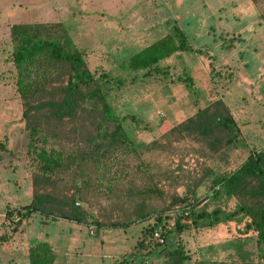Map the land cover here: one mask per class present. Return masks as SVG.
<instances>
[{
  "label": "trees",
  "instance_id": "16d2710c",
  "mask_svg": "<svg viewBox=\"0 0 264 264\" xmlns=\"http://www.w3.org/2000/svg\"><path fill=\"white\" fill-rule=\"evenodd\" d=\"M261 18L264 24V17ZM9 37L12 43L10 61L16 70L15 91L27 138L37 139L40 145L60 141L69 149L63 157L53 150H33L38 167L30 177V203L5 213L7 219L13 213L19 217L12 230L33 213L49 220L91 224L95 232L126 228L155 215L158 211L151 209V203L167 197V208L174 206L182 210L187 207L186 200L179 197L175 189L182 187L186 195L193 193L210 174L200 161L232 146L239 135L228 108L220 99H215L191 117L168 128L160 137L144 145V152H139L122 129V118L114 114L105 100L96 80L100 75L88 69L83 53L75 48L61 24H12ZM189 50L184 34L173 27L172 34L130 56L126 67L131 71L143 70L147 76L149 71H156L158 61L174 52ZM182 81L189 94H193L189 77L185 75ZM117 153L134 156L144 153V163L137 161L125 177L117 179L115 173L119 171L112 172L113 176L102 183L107 194L119 197L114 195L118 192L120 198L128 199L130 213L121 221H112L110 216L100 214L98 220L86 223L85 210L75 203L77 200L86 202L80 188L87 185V181L76 180L72 175L71 185L59 192L55 190L56 183L51 175L56 170L69 169L73 174L81 164L107 162ZM188 157L193 159L195 167L183 171L182 163ZM173 161L177 164L171 168ZM200 166L203 172L198 173ZM213 183L214 192L220 187L236 202L235 209L224 215V219L237 215L247 217L249 223L245 229L253 230L256 246L264 248V147L251 151L235 170L216 177ZM165 186L169 193L164 191ZM182 202L181 206H175ZM188 206L185 219L190 220L191 226L196 227L200 220H206L203 227L218 221L219 209L205 214L195 210V205ZM182 220V212H177L174 229L179 234L182 229L189 228ZM27 258L28 264H52L53 261L52 253L42 245L30 248ZM186 259L180 247L165 254L166 264H183Z\"/></svg>",
  "mask_w": 264,
  "mask_h": 264
},
{
  "label": "crops",
  "instance_id": "0c3cea01",
  "mask_svg": "<svg viewBox=\"0 0 264 264\" xmlns=\"http://www.w3.org/2000/svg\"><path fill=\"white\" fill-rule=\"evenodd\" d=\"M138 1L140 0H15V2L11 0L10 4V0H0V72L9 77L7 70H11L12 67L8 58L12 49L9 37V27L12 24H61L75 48L83 53L88 69L96 71L99 68L104 70L107 68L110 71L115 68L120 71L122 66L126 67V61L115 63L118 57L128 53L129 58L142 48L168 35L170 28L172 31L173 27L184 34L189 51L193 48L189 42L196 40L205 43L215 37L230 40L228 53L236 51L239 55V52L247 50L246 48L264 50V26L259 19L255 18L249 0H141L139 4L142 6L134 3ZM22 6L34 11L30 17L20 12ZM231 6L234 8L231 9ZM7 7L12 10H6ZM191 7L203 10L204 18L186 16L184 19L180 15L182 19L179 20L175 15L171 21H167L166 18L161 17L163 13L161 11L165 9L178 14L182 10L189 13ZM137 9H144L143 17L134 16V10ZM167 26L169 30L166 32ZM138 31H141L144 36H141L140 40L136 35ZM246 40L252 41L250 47L245 46ZM143 42L144 44L137 48L138 44ZM187 52H174L158 61L156 69L162 66L168 68L165 70L171 68L176 70V66L169 65L168 60L175 56L182 57ZM198 70L201 74L205 73L203 68L197 69L196 66L187 69L183 66L179 68L180 76L177 77L178 81L175 84V89L178 90L176 93L166 94L161 90L162 87L168 88V85L163 83L160 85L158 81H151L153 84H148V92L144 90V97L142 99L136 97V100L143 103L144 107L136 103L134 111L138 115L132 113L130 116L135 115L133 121L136 120V125L140 119L144 121V127L148 128V132L144 131V133L150 135L146 141L147 144L162 135L168 128L181 123L212 102L214 98L209 94L206 76H194ZM149 73H158V71L151 70ZM183 74L190 79L193 92L191 95L182 81L184 76L181 75ZM151 78L148 79L144 75V85L146 80H152ZM7 81L3 80L0 83V91L3 92V97H0V170L6 169L10 165L9 162H15V159L9 156V151L5 152L10 148L5 146L2 140L8 139L6 141L8 144L10 139L15 138L18 133L14 129H5L4 122L9 121L10 116L12 120L15 116L16 119H20V103L17 95H13ZM128 99L123 104H126ZM218 99L223 103L225 101L228 105L231 104L225 96L218 97ZM224 105L226 106L225 103ZM159 106L162 110L156 111ZM157 112L162 114L161 118L157 117ZM229 113L231 115L230 111ZM115 114L118 115L117 112ZM231 117L238 129V137L243 138L242 130L243 128L248 130L247 125H242V120L239 121L241 124L239 125L238 119L233 115ZM225 153H227L226 157ZM216 155L218 156L216 160L224 158L230 163L237 160L239 152L235 147L229 146ZM245 158L246 155L240 158L231 172ZM13 166L11 165L10 168ZM210 170H212L210 175L192 193L195 199V210L197 208L198 211L200 207L209 203H212V208L199 209V211L210 214L215 209H219L216 216L218 221L213 225L203 227L202 222L206 220H200L201 224L196 225L197 228L201 227L199 230L203 233L209 234L205 246L228 242L232 237L235 238L234 232L236 231L242 232L241 237L249 236L250 232L254 236L253 230L245 229V225L249 223L247 217L237 215L233 219H224L225 213H231L235 209V201L231 196L224 194L220 187H217L215 192L211 187L216 177L230 172L219 175L218 171L216 173L214 169ZM3 181L0 180V264H28V251L36 245H42L52 253V264H120L123 259H125V264L134 263V257L131 256L133 242L130 227L99 229L96 232L94 229L91 235L88 232L91 224H80L62 219L49 220L39 215L40 221L36 220L32 214L15 227V230L7 227L4 223L5 213L27 206L31 200V187L29 179L28 193L26 197L21 198L20 191L18 195L8 194ZM225 198L228 201L232 200V204L228 202L229 208L226 209L223 205ZM139 254H144V251H139L136 255ZM140 257L144 261V255Z\"/></svg>",
  "mask_w": 264,
  "mask_h": 264
},
{
  "label": "rangeland",
  "instance_id": "374dc122",
  "mask_svg": "<svg viewBox=\"0 0 264 264\" xmlns=\"http://www.w3.org/2000/svg\"><path fill=\"white\" fill-rule=\"evenodd\" d=\"M12 1L15 2V0ZM249 1L252 5L255 18L259 19L263 24L261 17H264V0ZM139 2L142 1L140 0L134 3L141 5ZM230 8L232 9L234 7L231 6ZM5 9L12 10L11 8L8 9V7ZM190 9L189 13L186 10H182L179 11L178 14H174L170 9H165L164 11L160 10L163 12L161 17L166 18L167 21H171L172 17L175 15L179 20L182 19L181 17H184L185 19L186 16L192 18H204L205 13L203 10L198 7H191ZM20 10L22 14H25L28 17L34 12L23 6L20 7ZM134 16L143 17L144 9L134 10ZM168 30L169 27L167 26L166 32ZM168 34H172L171 28L170 33ZM136 35L138 40H140L141 36L144 37L143 34H141V31H138V34ZM221 40H223V38L215 37L213 40H208L205 43H200V41L196 40L189 42L193 47L191 48V51L184 53L182 57L175 56L168 60L169 65L176 66V70L172 68L165 70L168 68L158 66L159 68L156 69L158 73H149V75L146 76L148 79L152 77V80H146L145 85L143 70L131 71L125 66H122L120 71L115 68V70L112 69L111 71L107 68L105 70L102 68L98 69L97 74L100 75V77L96 79L97 84L100 86L109 107L115 110H112L114 114L117 112L119 115L117 116L122 118V129L136 150L144 152V145L147 144L146 141L150 138L149 134L144 133V131L148 132V128L144 127V121H141L140 119L138 125H136V120L133 121L135 115L130 116L132 113L137 114V112L134 111L136 107L135 104L140 102L136 99H142L144 97V90H147L148 92V84H153L151 81H158L160 82V85L162 83L168 85V88L162 87L161 90L166 94L178 92V90L175 89V84L178 81L176 80L177 77L180 76L179 68L181 66L186 69L192 66H196L197 69L203 68L206 74H201L200 70H198L194 76H206L207 87L209 88L208 91L214 98L213 100L225 96L226 100L228 99L231 101L230 105L224 101L229 108L231 115L238 119V123L242 120V125H247L246 128L248 129L246 130L243 128L242 131L244 137H237L232 145V147H235L239 152L236 161L229 163L226 162L224 158L216 160L218 156L214 155L213 157L206 158L203 162L199 160L200 163H202L201 166L204 164L207 169H214L216 173L218 171L219 175H221V173H228L231 172L240 158L245 155L247 156L251 151H257L264 147V50H256L255 48L249 50L246 48L247 50L239 52V55L236 51L228 53L230 51V40H223V42ZM246 41L247 43H245V46L250 47L252 41ZM143 44L144 42L138 44L137 48L140 47L139 45ZM127 56L128 53L125 56L118 57L115 60V63L126 61V65L128 61ZM8 58L10 60L9 55ZM11 66V70H7V75L9 74V77L6 75L4 76L3 72H0V83L3 82V80H8L7 83L10 84L9 86L11 91H13V95H17L16 97L20 103L19 96L15 91L16 70L12 64ZM181 76L185 75L183 74ZM2 93L3 92L0 91V97H3ZM126 99H128L127 103L123 104ZM140 106L144 107V104L140 103ZM157 109L158 110L156 111L162 110L161 106ZM10 110L12 111V106L10 107ZM142 115H144V113H142ZM156 115L158 118L162 117V114H159V112H157ZM9 119V121L7 120L4 122L6 124L5 129H14V131L18 133L15 138L10 139L8 144L6 143L8 140H6V138L4 141L2 140V142L5 146L10 148L5 152L9 151V156L13 157L15 162H9L10 165L6 169L0 170V180H4L5 191L8 192V194L18 195V192L20 191L21 198H24L26 197V193H28L29 179L31 175L37 172L38 167L33 150L41 148L45 150H53L54 152L60 153L63 157L68 153L69 149L67 144L60 141H48L47 144L40 145L37 139L29 140L23 129V123L21 120V104L20 119H16V116L13 120L11 119V116ZM239 125L241 124L239 123ZM226 156L227 153H225V157ZM113 157L114 159L110 158L107 162H100V164L96 165L90 163L81 164L78 168L74 169L73 174L72 170L69 169L65 171L56 170L51 175L56 183L55 190L59 192L67 189L71 185L72 175L75 176L76 180L83 178L87 181V185L80 188L86 202L77 200L76 203L85 210V219L88 222L90 221V223L93 222V219L98 220L100 214L105 215V217L110 216L109 218L112 221L118 219L121 221L124 219L125 215L130 213V205L127 202L128 199L123 197L120 198L121 194L118 192H114V195L119 197H113L112 193L107 194L102 187V183L108 176H113L112 172L119 171L118 173H115V178L117 179H122L123 175L125 177L126 172L128 173V170H131L134 165L138 164L137 161L144 163V153H140L138 156H134L130 153H117ZM191 160L193 159L189 157L184 159L181 168L183 171H190L195 167L194 161ZM175 164H177L176 161H173L171 168H173ZM11 165H14L13 168H10ZM201 166L197 169L198 173L201 171L203 172ZM115 169L117 170L114 171ZM121 169L123 170L121 171ZM211 171L212 170H210V173ZM209 175H207L206 178ZM212 188L213 186L211 189ZM164 191L169 193V188L165 186ZM175 193L182 199H192V205H195V199L193 198L192 193L186 195L182 187H177ZM107 196L109 198H106ZM226 199L227 198L223 200L225 209L229 208L228 202H231L232 204V200L228 201ZM167 201L168 197L163 200H155L151 203V209L158 211L156 212L157 214L154 213L155 215H150L145 220L135 222L128 226L130 227L129 231L133 242L131 249V256L134 257L133 264H166V252L175 247H180L187 256V259L183 264H264V248L263 246H256L254 232V236L250 232V235L252 236L241 237L240 235H242V232L236 231L234 232L235 238L232 237L228 242L222 244L218 243L217 245H208L206 247L205 243L209 239V234L206 232L203 233L202 230H199L201 227L197 228L191 226L187 229H182L180 234L176 232L174 229V220L177 213H173L174 206L172 209L167 208L169 206L166 203ZM183 203L184 202L176 204L175 206H181ZM212 207V203H209L203 205L199 209H210ZM32 216H34L36 220L41 221L39 214L33 213ZM158 219H160L159 222H157ZM155 223L164 224L166 233V243L164 247H156L147 241V230L151 224ZM197 223L201 224V221H198ZM202 223H204V225L206 224V222ZM244 234H246V232ZM139 251H144V254H139L137 256L136 254ZM142 255H144V261L140 257ZM124 260L125 259H123L120 264H125Z\"/></svg>",
  "mask_w": 264,
  "mask_h": 264
},
{
  "label": "built area",
  "instance_id": "2783aa9c",
  "mask_svg": "<svg viewBox=\"0 0 264 264\" xmlns=\"http://www.w3.org/2000/svg\"><path fill=\"white\" fill-rule=\"evenodd\" d=\"M78 205L77 203H75ZM185 204L187 207H184V209L179 210L177 207L174 208L173 213L182 212L183 220L182 222L184 224L189 225L191 227L190 220H186L185 217L188 214V205L193 204L192 199H187ZM19 221V217L13 213L8 219L5 218L4 223L7 227H13L17 222ZM89 234H93L94 227L91 225L88 227ZM166 233H165V227L164 224H151L150 227L147 230V241H149L151 244H153L156 247H164L166 243Z\"/></svg>",
  "mask_w": 264,
  "mask_h": 264
}]
</instances>
